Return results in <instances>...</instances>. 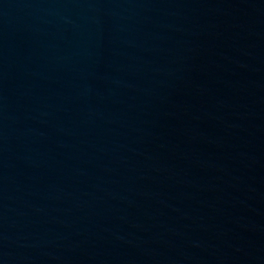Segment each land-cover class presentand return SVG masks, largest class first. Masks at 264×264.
<instances>
[{
	"label": "water",
	"instance_id": "1",
	"mask_svg": "<svg viewBox=\"0 0 264 264\" xmlns=\"http://www.w3.org/2000/svg\"><path fill=\"white\" fill-rule=\"evenodd\" d=\"M0 264H264V0H0Z\"/></svg>",
	"mask_w": 264,
	"mask_h": 264
}]
</instances>
